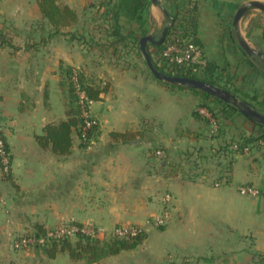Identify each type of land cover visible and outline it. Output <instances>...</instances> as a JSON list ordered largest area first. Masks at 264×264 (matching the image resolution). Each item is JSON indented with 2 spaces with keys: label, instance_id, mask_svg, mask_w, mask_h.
Wrapping results in <instances>:
<instances>
[{
  "label": "crops",
  "instance_id": "1",
  "mask_svg": "<svg viewBox=\"0 0 264 264\" xmlns=\"http://www.w3.org/2000/svg\"><path fill=\"white\" fill-rule=\"evenodd\" d=\"M94 2L77 0L70 6L79 14L86 3ZM158 2L151 3L149 11L162 22L189 0ZM238 8L234 0L203 1L199 38L206 59L218 64L231 50L238 55L232 42L224 52L219 47L221 24ZM256 17L264 18V11L249 12L242 37L252 48H264V19L253 27ZM38 22L43 19L37 0H0V112L8 122L5 136L11 151L10 180L0 179V264H90L73 260L65 251L54 258L21 253L12 243L37 225L49 228L62 220L145 230L148 219L169 207L166 196L173 210L165 226L145 230L146 240L138 249L92 264H260L264 149L237 155L231 164V155L217 152L231 143L224 127L208 135L176 101L177 90L142 67L120 64L115 56L93 49L90 35H99L96 27H69L66 43L57 36L31 52L30 41L41 37L39 27L31 31ZM75 34L84 39L76 40ZM63 63L95 77L105 91L89 108L88 115L98 124L96 137L86 148L74 134L71 153L59 156L41 148L36 136L62 117L53 110L52 91H59ZM237 63L235 68H241ZM241 117L240 138L263 131ZM155 148L163 150L166 164L154 157ZM243 185L258 195L242 194Z\"/></svg>",
  "mask_w": 264,
  "mask_h": 264
},
{
  "label": "trees",
  "instance_id": "2",
  "mask_svg": "<svg viewBox=\"0 0 264 264\" xmlns=\"http://www.w3.org/2000/svg\"><path fill=\"white\" fill-rule=\"evenodd\" d=\"M99 1V8H104V11L101 12L100 18L97 20L98 23L96 24V29L99 30V38L97 39L98 36L97 34L95 35V33L91 35L90 42L92 43V48L97 49L102 53H108L111 54V56H115L120 48H127L129 45L137 44L138 49L141 52L140 38L149 33L147 28V16L152 1ZM203 1L204 0H190L189 7H186L182 17H180V14L178 15V13L175 15L167 13V17L171 23L168 25L166 37L160 45L149 43L148 52L155 67L169 76L200 79L230 92V90L222 84L221 72L223 69L214 61L207 60L206 64L200 67V72L204 74L205 77L198 78L196 75L197 73L194 72V66H168L162 59L163 50L167 46L175 43L178 39L180 44L184 42H192L203 49L202 42L198 36ZM234 1H236L239 6L241 3L251 0ZM37 4L43 19L42 26L39 28L41 39L40 41H35V43L29 45V49L37 48L41 45L45 46L54 37L61 35V30L63 28L78 26L80 23L77 11L67 4L60 3L58 0H37ZM91 6L95 7L96 4L93 3ZM183 9H185V7ZM172 20H174V22H172ZM46 26H50L48 31L46 30ZM231 26L233 27V25ZM178 30H180V32H178L179 36H176ZM72 36L79 41L84 39L81 36ZM249 65L253 66L254 69V65L251 62ZM60 78L59 84L67 99V118L59 123L48 124L44 128L43 133L36 136V141L41 148L50 149L54 154L63 156L71 153L74 134H77L83 142L82 146L86 148L96 137L98 133V124L88 115L89 108L91 102L101 100V94L105 89L98 84L95 77L88 76L83 71L65 64H61L60 66ZM156 80L173 90H189L194 93H202L205 99L213 98L222 104L221 114L226 117H233L236 113L242 115L235 106L225 103L206 92L192 90L185 87H176L158 79ZM236 91L238 92V89H236ZM81 93H84L86 97L84 101L81 99ZM248 104L254 108L251 103ZM202 106L209 110V112L213 111V109L210 111V105L208 102H205ZM229 109L231 111H229ZM211 114L213 116V113ZM194 116L196 119H200L202 122L205 121L211 125V122L206 117L202 115H200V117L196 112H194ZM245 118L262 128L263 131L259 132L258 135L243 136L240 141L237 142V153L240 155L244 154V150L248 147H253V145L257 144V148L260 149L262 148V144H264V125L257 124L247 117ZM88 122H92L93 124L90 127H87ZM112 136L123 139L129 138V134L112 133ZM212 136H215V134ZM1 139L3 141L5 155H8L10 153L9 145L2 132ZM229 147L230 145L223 146L217 152H222L223 155L228 156L230 155ZM159 151L162 153L161 156L157 155V152ZM151 152L154 153V157L157 159L159 158L162 165L166 164L167 156L163 153L162 149L155 148ZM74 224L81 229L85 227L79 223ZM163 226H165L164 223L157 227L161 228ZM34 229L35 232L31 233L29 236L35 238L47 236V228L37 225ZM146 235V231L142 229V231L134 237L124 238L112 234L109 240L102 241L91 235L79 232L76 234L78 240L75 243L71 242L69 237L61 239L50 238L44 243H37V247H43L45 249L44 251L50 258H54L57 253L65 251L69 253L73 260H86L88 263L92 264L97 263L104 258L119 255L124 251L138 249L144 244ZM49 244L50 247H48ZM259 263L264 264L263 255H259Z\"/></svg>",
  "mask_w": 264,
  "mask_h": 264
},
{
  "label": "rangeland",
  "instance_id": "3",
  "mask_svg": "<svg viewBox=\"0 0 264 264\" xmlns=\"http://www.w3.org/2000/svg\"><path fill=\"white\" fill-rule=\"evenodd\" d=\"M58 1L60 3H64L67 0H58ZM69 1H71V2L67 5L70 6V5H73L74 1H77V0H69ZM95 1H96V2H94V4H96L95 7L91 6L93 3L92 4L86 3L84 8L80 10V13L78 14L79 19H80V23H79L78 27L83 26L89 30H90V28L93 29L94 27H96V24L98 23L97 20L100 18L101 12L104 11L103 10L104 8H102V7L99 8V3H100L99 0H95ZM173 3L176 4L175 1ZM64 4H66V3H64ZM242 4H244V2L241 3L239 5V7ZM188 5H189V3L185 4V9H183L184 8L183 7L180 10L173 12L174 15L178 13V15L180 14V17H182L183 13L186 10V7H189ZM81 6L79 5V7H81ZM251 11H253V9H251L249 12H251ZM249 12L246 13V15L243 17V19L239 22L238 27H239V33L241 36H242V34L244 36L246 35L244 25H245L246 19L249 16ZM235 14H236V12L231 16V18L226 19L225 23L221 24V32L219 34V38H220V42H221L219 47H220L221 51L224 52L226 50L225 47L228 49V47L231 46V42H232V45L234 46V48L236 49V52L238 54V55H235L234 50H231V54H229L230 55L229 58L231 60H229V58H227V57H224V58L222 57V60L218 63V65H220V68L223 69L221 72L222 84L228 90H230V92H232V94H234L236 97H238L239 100L245 101L247 103H251L255 109L264 113V63H263V60L260 56H257V55L249 56L240 46L239 41H238L237 32L234 29V27L231 26L233 24V19H234ZM259 17L254 18L255 20H253V22L251 23V26L255 27V25L257 26L258 24H261V23L263 24L264 18H262V17L259 18ZM147 18H148V26H149V33L148 34L155 35L156 39L159 40L162 37V34L164 32L165 27L168 26L171 23V21L168 19V17H165L162 22H159L153 17V14H151L150 11L148 13ZM36 26L40 28L42 26V23L38 22V23L33 24L31 31L34 33H35ZM199 26H200V24H199ZM75 27H77V26H75ZM49 29H50V26H46V30L48 31ZM67 29L68 28H63L61 30L62 31L61 35H59L61 37V41H65L64 43H66V41H68V38H67L68 34L65 32V31H67ZM39 32L37 33L38 36H40ZM178 32H180V30H178L176 32V36H179ZM80 35L81 34H79V35L77 34L76 37H80ZM198 36H199V31H198ZM40 39H39V41H40ZM75 39L78 40L77 38H75ZM35 41H36L35 38H33V40L30 41V43L33 44V43H35ZM222 48H223V50H222ZM253 48L257 51L264 52V48L260 44L259 45L254 44ZM36 50H37V48H33V49H31V52L35 53ZM218 52H219V50H218ZM106 54H108V53H106ZM114 58L116 61H120V64L131 63V64L137 66L138 68L142 67L145 69V71L147 73H149L153 76V74L150 72V70L146 64V61H145V58H144L142 52L139 51L137 44L129 45L127 48L119 49L118 53L115 55ZM207 60H209V59H207ZM210 61H213V60H210ZM237 62H241V64H242L241 68H235L236 65H238ZM250 62L254 65V69H253V66L249 65ZM63 64H65V63H63ZM65 65H67V64H65ZM243 65H244V67H243ZM251 69H252V72H251ZM59 71H60V69H59ZM196 75L198 78H204L205 77V75L202 74L201 72L197 73ZM49 86H51V84ZM236 89H238V92L236 91ZM176 92L179 93V94H177V96H175V98H177L176 101L179 104L182 103V105H183L182 107L184 108V110L188 111V115H191L192 117H194L193 120L195 119V122L201 124L202 126H205L204 127L205 133H208V135L209 134L212 135L211 131L213 129H216V126L214 127L212 125V123L214 121H216V124L218 127L217 132L218 131L220 132L222 130V126L224 127L223 128L224 135L228 134V137L231 138V143L229 144L230 145L229 151H230V155H231L230 160H231V164H232V160L234 159V157L237 155H240L237 153L238 152L237 142L240 141V139L242 138V136H241V138L239 137L240 136L239 133L243 132V123H241V121L243 120V118L241 117L242 115L239 113H236L233 117L224 116L223 114H221L222 104L220 102L214 100L213 98L205 99L204 96L202 95V93H194V92H191L189 90H180L179 92L177 90ZM66 100H67L66 96H65L64 92L62 91L61 87L59 88L58 92L53 89V91H52V107H53V110L59 116H62V117H59V119H57V123L61 122L65 116V113L67 110ZM205 102L209 103L210 108L209 107L208 108L210 109V111H211V109H213V111L209 112V110H207L206 108H204L202 106V104H204ZM201 109H205L206 112L211 116H212L211 113H213L214 117L212 116V119H214V121H212L211 125H209L205 121L202 122L200 119L195 118L194 112L198 113L200 116V115H202L200 113ZM229 111H231V110L229 109ZM235 116L240 117V119H238V120L234 119ZM227 121H230L232 124L225 126ZM6 128H8V122L5 120V118L2 116V114L0 112V131L4 134V136H5V129ZM251 135H254V134H251ZM245 136H250V134L245 135ZM226 145H228V144H225L223 146H226ZM223 146H221V148ZM260 149H264V144H262V148H260ZM254 150H255V152L258 150L257 144L253 145V147L246 148L244 150V154L248 155L249 153H253ZM219 154L223 155L222 152H220ZM241 155H243V154H241ZM10 161H11V151L8 155L7 154L2 155L0 153V179L6 180V181L10 180L9 179V176L11 175L10 174L11 173ZM247 186H249V185H243L242 187H247ZM240 188H239V190H240ZM250 195L256 196V195H258V192L256 194H250ZM166 202L170 203L169 207H167L166 209L162 208L159 211L158 215L148 219L151 223H149V221L147 220V222L145 223L146 225L143 227V228H145V230H147L149 228L150 229L153 228L152 226H154V228H160L154 224L155 223L154 221L158 220L159 218L163 219L164 225H166L165 223L171 217V211L173 210V206H171V197L170 196L165 197V203ZM74 223L75 222H73V221L62 220L57 226L47 228V232H51L52 230H54L58 227H65L66 225H70V224H74ZM121 227H122V225H121ZM123 227H139V226L130 225V226H123ZM117 228H118V226H116L114 228H111V227L100 228V227H91L88 225V226L84 227V229L87 231H91V232L93 231V233L90 234L91 236L98 238L102 241L109 240ZM34 232H35V229L33 227L30 229V231H26L20 237H17L15 239V241L12 243L13 249L17 250L21 253L22 252L23 253L34 252L35 254L37 253V255L45 254L46 256H48L47 253L44 251L45 249L43 247H37V244L25 245V246H21L19 248L16 247V244L21 243L20 241H23L24 239H28V237H31L29 235L31 233H34ZM69 240L71 242L75 243L78 240V237L76 235L71 234V236L69 237ZM48 247H50V244Z\"/></svg>",
  "mask_w": 264,
  "mask_h": 264
},
{
  "label": "water",
  "instance_id": "4",
  "mask_svg": "<svg viewBox=\"0 0 264 264\" xmlns=\"http://www.w3.org/2000/svg\"><path fill=\"white\" fill-rule=\"evenodd\" d=\"M153 5H158V0H151ZM251 9H259L261 11H264V2L262 0H251L248 2H245L242 4L233 19V27L237 32L238 41L242 49L247 53L249 56L257 55L260 56L264 63V53L261 51H257L253 49L247 41L240 35L239 33V22L243 19V17L248 13ZM174 22V20H172ZM168 31V26L165 27L164 32L162 34V37L157 40L156 36L153 34H148L140 38V49L141 52L145 58L146 64L150 70V72L153 74V76L163 82L169 83L170 85L176 86V87H185L192 90H199L206 92L213 97H216L225 103L231 104L235 106L242 115L245 117L251 119L257 124L264 125V113L260 112L259 110L253 108L250 104H248L245 101H241L233 95L231 92L215 86L211 83H208L206 81L196 79V78H189V77H178V76H169L160 70H158L153 60L148 52V45L149 43L160 45L163 43L166 34Z\"/></svg>",
  "mask_w": 264,
  "mask_h": 264
},
{
  "label": "built area",
  "instance_id": "5",
  "mask_svg": "<svg viewBox=\"0 0 264 264\" xmlns=\"http://www.w3.org/2000/svg\"><path fill=\"white\" fill-rule=\"evenodd\" d=\"M162 59L163 62L168 66H186L191 65L194 66V72L200 73V67L204 66L207 62V59L204 54V50L197 44L192 42H184L182 44L179 43V39L176 40L175 43L167 46L163 52H162ZM82 101L86 99L84 93L80 94ZM205 109H201L200 113L209 119L212 123L214 119H212V116L209 115ZM93 123L88 122L87 127H90ZM212 125L216 129H213L211 132L212 134L217 132V124L216 121L212 123ZM0 153L3 155L5 154V151L3 150V141L1 139V131H0ZM157 155L161 156V152H157ZM240 192L245 195L250 194H256L257 191H255L254 188L247 186V187H241ZM156 226H159L164 223V220L159 218L158 220L154 221ZM149 223H151L149 221ZM142 229L140 227H118L113 235L124 237V238H130L138 235ZM85 233V234H92L93 231H87L84 228H79L75 224L66 225L65 227H58L51 232H47L46 237L41 238H35V237H28V239H24L23 241H20L21 243L16 244V247L19 248L21 246L25 245H32L37 243H44L47 239L50 238H56L61 239L65 237H70L71 234L76 235L77 233Z\"/></svg>",
  "mask_w": 264,
  "mask_h": 264
}]
</instances>
